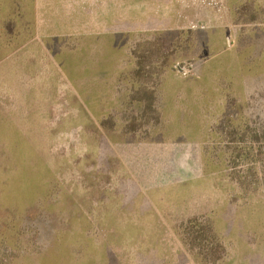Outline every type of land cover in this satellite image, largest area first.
<instances>
[{"label": "rangeland", "instance_id": "obj_1", "mask_svg": "<svg viewBox=\"0 0 264 264\" xmlns=\"http://www.w3.org/2000/svg\"><path fill=\"white\" fill-rule=\"evenodd\" d=\"M0 264H264V0H0Z\"/></svg>", "mask_w": 264, "mask_h": 264}]
</instances>
